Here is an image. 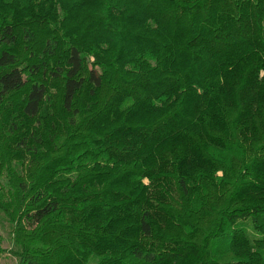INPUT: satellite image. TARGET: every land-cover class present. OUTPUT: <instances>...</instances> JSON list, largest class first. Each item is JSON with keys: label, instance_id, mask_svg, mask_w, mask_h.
I'll return each instance as SVG.
<instances>
[{"label": "trees", "instance_id": "1", "mask_svg": "<svg viewBox=\"0 0 264 264\" xmlns=\"http://www.w3.org/2000/svg\"><path fill=\"white\" fill-rule=\"evenodd\" d=\"M0 214L14 264H264V0H0Z\"/></svg>", "mask_w": 264, "mask_h": 264}, {"label": "rangeland", "instance_id": "2", "mask_svg": "<svg viewBox=\"0 0 264 264\" xmlns=\"http://www.w3.org/2000/svg\"><path fill=\"white\" fill-rule=\"evenodd\" d=\"M11 227L0 214V242L2 248L7 251L0 257V264H14L15 260L10 256L8 251L12 249V240L10 236Z\"/></svg>", "mask_w": 264, "mask_h": 264}]
</instances>
